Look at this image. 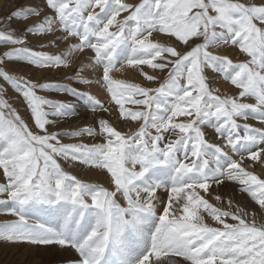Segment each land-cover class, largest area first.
Returning a JSON list of instances; mask_svg holds the SVG:
<instances>
[{
  "label": "snow or ice",
  "instance_id": "6c2138e0",
  "mask_svg": "<svg viewBox=\"0 0 264 264\" xmlns=\"http://www.w3.org/2000/svg\"><path fill=\"white\" fill-rule=\"evenodd\" d=\"M0 46V213L14 217L0 241L70 247L78 264H264V178L245 167H264V0H28L0 20ZM229 47L243 59L216 51ZM126 69L158 86L115 78ZM76 102L92 122L63 129Z\"/></svg>",
  "mask_w": 264,
  "mask_h": 264
},
{
  "label": "rangeland",
  "instance_id": "374dc122",
  "mask_svg": "<svg viewBox=\"0 0 264 264\" xmlns=\"http://www.w3.org/2000/svg\"><path fill=\"white\" fill-rule=\"evenodd\" d=\"M27 2H28V0H0V20L5 18L10 12L19 8L21 5L26 4ZM126 2L138 3L139 0H126ZM154 38L159 40L160 42H163V43L169 42L165 34H154ZM29 39L32 40V46L36 47V48H39V44H41V43H47V39H45L43 41H36L32 37H29ZM62 47H63V44H60L59 47L51 46V47L45 48L44 50L49 51L50 53H56V52L60 51V49ZM0 50H3V46H0ZM216 51L219 54H228L230 56V58H232L234 61H237L238 59L239 60L243 59L242 56L238 55V49H236V48H231V47L221 48V49H218ZM79 59H80V57H79V55H77L76 60L79 61ZM9 67L15 68L16 74H27L30 78H32L34 80L43 79V80L51 81V80L55 79V80H61L62 81V80H64V78L67 75H69V73H66L63 70H61L59 72L54 71V72L47 73V74L42 73V72H38V71H32L22 64L9 65ZM145 70L149 71L147 68H145ZM114 75H115V78L118 76L117 77L118 79H126V80H130L132 82H138V83H141V84L149 86V87H157L158 86L157 83L146 82L143 79V77H141L134 70L126 69L124 72L115 73ZM213 86L219 87L221 89V92L226 93V94H232L236 91L234 86H231L229 83L224 82L222 79L216 81L213 84ZM225 86H228V88ZM78 87H82V86H78ZM94 88H96V87H94ZM98 90H99V92H95L94 89L91 88V92L93 94L97 95L98 98L103 99L105 96V93L103 91H101L100 89H98ZM8 95L13 100L16 98V94L14 92H12L11 90L9 91ZM52 98H59V97L54 96ZM76 103L78 105L79 115L76 118H70L66 122H63L61 124V127L63 129H70L74 126L81 125L82 123L83 124H90L92 122L93 117H92V113H91L90 109L85 107L83 105V102H76ZM14 106H17L19 108L21 114L27 119L28 113L24 110V108L22 106H20L19 104L14 105ZM80 110H81V112H80ZM82 115H83V117H82ZM106 117H107V114H106ZM181 119H183V118H181ZM110 122H112L114 124V126L117 127L118 130L123 131V132L135 130V128H136L135 122H130L128 124L126 122L119 121L117 119L116 113L112 114ZM250 123H252L253 126L260 127L259 121L253 120V121H250ZM125 127H129V128L126 129ZM206 133H207L206 138L209 139V141L220 142L217 140L213 129L207 128ZM65 139L66 140H72L73 138H65ZM84 140L87 143L102 142V141H100L99 138H96L95 140H93L91 138L86 137V138H84ZM60 162L62 164V167H64L66 171L77 176V178H79V179H82V180H85L88 182L103 183L105 186L108 185V182H107L108 177H107L106 173H104L102 171L100 172V170L89 169L85 166L79 165L78 163L75 167H73L72 164H69L63 160H61ZM245 167H248L249 170L254 171L257 175L261 176V178H264V167H260V166L250 167L248 164H245ZM0 182H3L2 170H0ZM220 191L224 192V193H228V194H234L235 199L238 202H240L241 205L244 206L246 208V210L249 211L250 214L254 210L258 209V206H256L254 204V202L251 201V199L247 196V194H240L236 190V186L233 184H230V183L225 184L220 189ZM0 198H3V197H0ZM2 207L3 206L0 205V208H2ZM261 215H264V214H261ZM12 219H14V217H12L11 215L0 213V224H3L4 222H7V221H11ZM257 219L259 220V216L257 217ZM44 249L45 248L43 245H33V244L26 243V242H15L14 243V242L0 241V264H78V261H79L78 253L74 249H71L70 247L57 245V249L60 250V252H63L64 250H65V252L68 251L66 253L67 256L65 255L66 257L62 256V257H59L57 259L54 257L43 258L41 251ZM26 250H29L30 252H33V251L35 252L36 250H38V251H37V254H34V255L30 254V255H28V257H26L24 255V252Z\"/></svg>",
  "mask_w": 264,
  "mask_h": 264
},
{
  "label": "bare ground",
  "instance_id": "6f19581e",
  "mask_svg": "<svg viewBox=\"0 0 264 264\" xmlns=\"http://www.w3.org/2000/svg\"><path fill=\"white\" fill-rule=\"evenodd\" d=\"M223 51V50H222ZM224 53V52H223ZM230 54V53H229ZM242 60V59H241ZM130 73V72H129ZM124 76V75H123ZM118 77V76H117ZM116 77V78H117ZM133 77V76H132ZM138 79V78H137ZM225 87H227L228 88V86H225ZM93 89H94V91L95 92H99V90L97 89V88H94L93 87ZM102 91V90H101ZM100 91V92H101ZM85 109V108H84ZM80 112H81V110H80ZM86 112V111H85ZM90 113V112H89ZM105 116H106V114H105ZM82 117H83V115H82ZM114 118V117H113ZM129 124V123H128ZM127 124V125H128ZM126 129L127 128H129V127H125ZM101 172V171H100ZM102 174V173H101ZM99 178V177H98ZM95 181V180H94ZM97 181V180H96ZM107 182H108V180H107ZM44 246V250H40L41 252H42V256H43V258H47V257H54V258H59V257H62V256H65L66 255V253L68 252H65V250L63 251V252H60V250H58L57 249V244H52V245H43ZM62 248V247H61ZM63 249V248H62ZM67 249V248H66ZM37 251L38 250H36L35 252L33 251V252H30L29 250H26L25 252H24V255L26 256V257H28V255H34V254H37ZM70 251V250H69ZM39 253V252H38ZM64 253V254H63ZM40 254V253H39ZM71 255V254H70ZM41 256V257H42ZM67 256V255H66ZM65 256V257H66ZM61 259V258H60ZM59 259V260H60ZM62 260V259H61ZM67 260V259H66Z\"/></svg>",
  "mask_w": 264,
  "mask_h": 264
}]
</instances>
